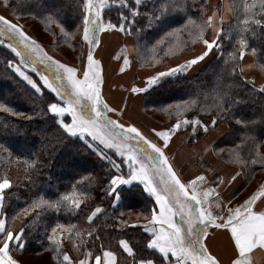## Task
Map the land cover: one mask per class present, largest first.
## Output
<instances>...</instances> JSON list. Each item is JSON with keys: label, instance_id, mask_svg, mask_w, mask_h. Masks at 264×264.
<instances>
[{"label": "trees", "instance_id": "obj_1", "mask_svg": "<svg viewBox=\"0 0 264 264\" xmlns=\"http://www.w3.org/2000/svg\"><path fill=\"white\" fill-rule=\"evenodd\" d=\"M209 1L176 0L178 6L162 18V24L155 31H152L154 19L149 26L153 4L164 0H151L146 8L142 4L141 14L134 18V24H130L132 29L141 32L142 44L147 46L144 53L142 51L136 53L137 59H143L144 56L149 58V55L157 57L162 53L160 47L163 46L157 47L156 53H153L152 46L163 36L158 39L153 38L152 34L162 32L166 26H168L166 32L171 29L168 23L169 16L172 15L175 19L173 29L186 23L188 16L199 20L202 16L200 9H204ZM57 2V7H49L45 0H9L8 8L20 18H34L45 29L46 24L53 22L63 27L64 35H60L59 39L68 42L72 37L74 25L71 16L74 17L77 8L83 3L82 0ZM226 2L231 5L233 0H223V7ZM246 2L252 3L253 0ZM121 13L129 15L128 9L109 7L105 9V18L116 23ZM242 18L241 16L240 19ZM256 18L259 19L260 16ZM132 19L130 17V21ZM237 23V15L232 12L231 20L220 25L224 31L218 35L219 47L214 46L212 52L198 64L200 68L195 74L170 77L149 89L143 94L142 109L151 119L166 126L175 123L178 118L175 114L169 115V112H175V107L168 111L164 110L169 104L175 106L181 101H194L195 105L189 107L187 111H182L179 118L199 117L209 125L207 130L209 133L225 126V135L215 144L216 154L220 159L239 167L250 179L264 170V166L251 163L253 159L263 157L261 149L264 144V91L245 77L242 70L243 58L231 60L230 55L235 52L239 57V39L242 35L247 41L245 54L253 55L257 67L264 65V24L253 25L251 29L242 33L236 27ZM194 32L195 29L191 26L182 29L179 39L186 44L187 49L164 61L188 54L202 44L200 40L192 42ZM127 35L133 38L132 34ZM0 40L4 41L0 44V103L8 104L16 111L26 114L12 116L11 113L0 110V144L4 146L0 148V179L6 177L12 181V187L5 190L4 210L11 227L25 229L23 249L13 243L10 245L12 254L17 252L20 257L47 255L52 262L57 263L46 235L50 226L59 222L77 225L82 232L80 238L75 236L69 238L67 233L66 241L62 238L63 250L69 254L73 251L84 253L91 249L93 255H98L102 253L100 245L103 244L104 248L116 251L117 255L121 256L118 240L122 238L129 241L138 253V258L152 256L151 250L147 249V235L140 227L133 225L141 217L140 213L145 215L148 208L154 206L152 204L154 198L143 190L142 184L135 183L119 190L121 202L117 207H113L115 199L106 193V189L111 176L117 173L110 160L94 152L86 144V140L70 137L63 131L58 124V118L47 110L48 102L52 101L54 94L45 90L40 95L21 79L13 67L17 56L7 46L12 43L16 47V42L8 35H0ZM19 48L23 50L22 45ZM225 93L235 103L226 105L228 114L217 117L216 125L212 126L209 119ZM202 136L203 130H198L195 135L189 134L188 140L193 143L204 137ZM98 148L105 150L108 156L113 152L112 149H106L101 145ZM237 160L243 161V165L236 163ZM73 191L82 201L79 209L72 210L63 206L58 212L53 209L41 212L37 209L36 212L19 215L12 220L14 214L34 201L41 198L61 199L64 193ZM96 207H100L101 212L91 222L87 221V215ZM121 219L127 220L128 225L118 228L116 225ZM88 232H92L93 235L89 237ZM70 242L78 246L81 242L83 247L77 251V247L68 246ZM82 257L83 255L77 260ZM73 259L76 260L75 257Z\"/></svg>", "mask_w": 264, "mask_h": 264}, {"label": "snow or ice", "instance_id": "obj_2", "mask_svg": "<svg viewBox=\"0 0 264 264\" xmlns=\"http://www.w3.org/2000/svg\"><path fill=\"white\" fill-rule=\"evenodd\" d=\"M4 3L9 6V0H4ZM147 3L148 0H145L143 5L145 8ZM120 4L128 8L129 15L121 13L119 20L113 23L110 19L105 18V9L111 6L110 0H83L82 38L88 46V52L86 66L82 67L72 66L49 55L48 51L29 35L23 26L0 14V35H8L11 40L16 42V47L12 43L7 46L20 57L21 61V63L13 62L14 71L36 93H41L43 88L25 69L31 67L36 72L38 71L36 65H43L46 71L40 73L39 79L43 82L44 88L54 94L52 101L48 102L47 110L59 118L58 124L63 131L70 137L88 140L93 147L98 148L99 145H103L106 149H114L115 153L122 158L119 164H113V167L118 171L126 163L128 172L126 175L111 176L106 189L107 194H111L114 199L119 200L121 185L140 182L143 190L154 198L152 204L155 206L148 208L147 215L140 213V216L146 221L140 226L150 234V238L147 240V249L155 250V253L152 254V258H137L138 253L129 241L121 239L119 244L131 258V264H222V259L209 251V247L205 243L211 229L227 230L230 234L229 240L233 255L229 264H252L251 253L253 250L264 249V184L254 190L239 205L226 206L232 204L238 191L234 190L226 197L223 193L233 185L237 177L241 175L240 172H236L230 178H226L218 172H212L211 176L200 173L185 180L166 154L169 142L179 130L191 126L193 135L197 133V126L205 132L208 130L209 125L199 117L179 118L181 112L187 111L189 107L195 105V102L181 101L175 106L169 104L164 110L168 111L175 107V112H169V115L175 114L178 118L174 124L167 128L159 130L152 128L150 133L156 138L153 139L150 138V134H146L136 124L121 122L126 105L123 108L119 105L113 107L104 99L102 64L95 57L96 49L101 44V33L119 31L131 34L133 29L130 24H134V18L141 14L142 0H134L135 6L128 5V0H120ZM177 6L176 0L154 3L149 26H151L152 19H162ZM229 10L237 15L236 27L242 33L251 29L253 25L264 24V0H253L252 3H248L246 0H240V2L233 0ZM214 15L208 16L207 19L201 17L199 20L188 16L186 23L165 33L167 39L161 38L152 46L153 53H156L157 47L163 46L160 47V52L166 56L175 55L177 51H182L186 46L179 39V33L182 29L191 26L195 29L192 42L202 40L206 46L201 54L147 76L144 86H132L129 88V92L137 95L146 93L149 89L158 86L163 78L187 71L191 66L203 60L214 46L219 47L218 35L217 39L204 38L205 31L212 26ZM258 15L259 19L256 18ZM241 16L242 19H240ZM130 17L133 18L131 21ZM223 21L224 16L221 15V24ZM229 28L231 29L232 26L230 25ZM216 31L219 34L224 29L220 28ZM3 43L4 41L0 40V44ZM21 45L23 46L22 51L19 48ZM239 45V57L233 52L230 55L231 60L242 59L245 54L247 41L242 35ZM124 64L130 65V60L127 57L124 58ZM121 71L124 69L122 68ZM261 90L264 91V85L261 86ZM234 103L235 101L229 99L225 93L210 117L209 123L215 126L217 117L228 114L226 105ZM0 110L11 113L12 116L26 115L5 103H0ZM113 115H116L117 118L114 119ZM69 117L70 122H68ZM26 118L31 119V117ZM3 147L0 144V148ZM99 151L102 156H105L103 149H99ZM105 158L107 157L105 156ZM235 162L241 165L244 163L240 160ZM251 163L264 166V157L253 159ZM204 185L209 186L204 187ZM11 187L10 179L6 177L0 179V264H20L10 254V245L15 243L21 249L24 247L25 229L22 227L14 231L4 210L5 190ZM77 195L73 191L64 193L62 198L57 200L41 198L14 214L12 220L14 221L19 215L36 212L37 209L41 212L48 209L58 212L62 206L72 210L79 209L82 201L77 198ZM100 212L101 208L96 207L86 217L87 221L91 222ZM127 225L128 221L121 219L116 227ZM65 233L69 238L73 236L80 238L82 235L77 225L59 222L51 225L46 235L57 264H90L93 259L91 249L86 252L83 259L78 260H74L67 251L63 250L62 238ZM87 235L91 237L93 233L88 232ZM81 247L83 245L77 246V251ZM100 247L102 253L94 256V264H117V252L104 248L103 244Z\"/></svg>", "mask_w": 264, "mask_h": 264}, {"label": "crops", "instance_id": "obj_3", "mask_svg": "<svg viewBox=\"0 0 264 264\" xmlns=\"http://www.w3.org/2000/svg\"><path fill=\"white\" fill-rule=\"evenodd\" d=\"M229 6L230 4L226 2L223 7V23H227L231 20L232 12L229 10ZM219 28L220 26L218 29ZM201 53L202 51L197 53L195 48L192 52L168 60L157 68L142 67L136 57L134 41L130 35L119 31L101 33V44L96 49L95 57L100 60L102 64L104 77V99L110 106L113 107L119 105L123 108L126 105V111L121 118V122L134 123L146 134H150V138L156 139L155 136L150 133L152 128H157L158 130L164 129L174 123L163 126L151 119L150 116L142 109L144 93L138 95L132 94L129 92V88L137 85L144 86L147 76L153 75L157 71H162L168 67L180 64L183 61ZM125 57L130 60V65L124 64ZM86 58L87 55L85 56L83 66H86ZM201 62L202 60L198 64ZM198 64L191 66L187 71H185V74H195V72L200 68L198 67ZM122 68L124 71H121ZM242 70L248 80L254 82L260 88L264 85V74H259L253 55L245 54L243 56ZM113 118L115 119L117 116L113 115ZM68 122H70V117L68 118ZM225 133L226 127L222 126L203 138L191 143L188 140L189 133L186 130H179L169 142L166 154L170 157V160L174 162V167L177 168L182 175V178L185 180L200 173L211 176L212 172H218L220 175L230 178L232 175H235L236 172H240L241 175L237 177V180L233 183V185L228 189V191L223 193L226 197L232 191H238V194L232 200V204L226 205L235 206L242 203L251 193L254 192V190L264 184V170L257 173V176L259 175L260 178H256L255 175L253 178L248 179L239 167L220 159L216 154L215 144L225 135ZM81 139L85 140L84 138ZM136 183L141 184L140 182ZM207 186L209 185H204V187ZM257 203L259 204V201ZM144 223H146V221L141 216L139 220L134 223V225L135 227H140L143 230L140 225H143ZM143 232L149 239L150 234L146 233L144 230ZM229 236L230 234L227 230L211 229L205 240V243L209 247V251L217 255L218 258L222 259V264H229L233 255V249ZM120 249L122 255H117V264H126V262L127 264H131V258H129L127 253L123 251L121 245ZM151 252L153 254L155 253V250H151ZM85 254L81 259L84 258ZM98 255H101V253ZM94 256L95 255H93V259L90 261V264H94ZM13 258L16 259L14 256ZM149 258H152V256ZM251 262L252 264H264V249L257 248L253 250L251 253Z\"/></svg>", "mask_w": 264, "mask_h": 264}, {"label": "rangeland", "instance_id": "obj_4", "mask_svg": "<svg viewBox=\"0 0 264 264\" xmlns=\"http://www.w3.org/2000/svg\"><path fill=\"white\" fill-rule=\"evenodd\" d=\"M149 1H151V0H148V2ZM144 2H145V0H142V4H144ZM45 3L49 4V7H52V6H56L57 7L58 6L57 0H45ZM82 3H83V0H82ZM110 3H111V6L110 7H119V8L128 9L126 6H121L120 0H110ZM133 3H134V0H128V5H130V4L133 5ZM82 6H83V4H81V6L79 8H77V11L74 13V17L71 16L72 19L74 20V25H73L72 37H70V41H68V42H65L62 39H59V36L60 35H64V33L62 31V27H59L58 25H56L53 22V23H48V24L45 25V27L47 29L46 30L44 27H42V25H40L38 22H36V20L34 18H30V19L20 18L19 16H17L15 14L14 11L10 10L8 8V6L5 5L4 0H0V14L6 16L9 19H13L14 22H16V23L20 24L21 26H23V28L25 29V31L29 35H31L39 44H41L46 51H48L49 55L54 56L56 59H60L64 63H69L72 66L82 67L84 65V61H83L84 60V57L87 55V52H88L87 44L83 41V38H82V31H83V24L81 22V16H82V11L81 10H82ZM222 10H223V0H210L207 3V5H205V8L204 9H202V10L200 9V12L202 14L201 17H203L204 19H207L208 16H211V15L215 14L213 16L212 26L209 27V28H207V30L204 33V38H207L209 40L217 39V35H219L220 32H219V34H217V31H216V28H215V23H217V22H215V18L216 17L219 18V22H220V17H221V15H223ZM61 15L62 14H58V16H61ZM174 20L175 19H174V17L172 15L169 16L168 23H169V27H171V29H173L172 27L174 25ZM154 24L155 25H154L152 31H155V30L158 29V27L162 24V19H159V20L154 19ZM219 26H220V24H219ZM167 27L168 26H166L165 29L162 32H160V33L152 34V37L153 38H156L157 37L159 39L161 36H163V38H165V33L169 32L171 30L170 29L169 31L166 32ZM131 34L133 35V38H134V42H135L134 43V46H135L136 53H139L140 51H142L144 53V51H145V49H146L147 46H145V45L142 44V38H141V35H140L141 32L139 33L137 31V29L136 30L133 29V31H132ZM200 41L202 42V40H200ZM213 48L211 49V51L209 53L212 52ZM186 49L187 48L185 47V48H183L182 51H177L175 53V55H179V54L183 53ZM205 49H206V46L203 44V42H202V44H199L198 47H196L197 53H200L201 51L203 52ZM15 55H16V53H15ZM171 56L172 55L166 56L163 53H159V55H157V57H152L151 55H149V58H148V57H145L144 56L143 59L139 58V61H140V64H141L142 67H152V68L155 67L156 68V66L159 67V66L162 65V63H161L162 61L166 60V58H169ZM157 61H159V62H157ZM24 62L26 63L27 61H24ZM16 63H21L19 56H17ZM36 67L38 68V71H36V72H34L31 67L26 68L25 71L30 76H32L33 79H35L38 84L41 85V87L43 88V91L41 93H38V94L42 95L44 93V91L47 90V89L44 88L43 82L39 79V75H40L41 72H45L46 69H45V67L43 65H39V64H37ZM256 68L258 70H260L259 71L260 73H263L264 74V67H261V66L260 67H257L256 66ZM49 75H51V73H49ZM178 75H185V72L177 73L176 75H173V76H170V77L173 78V77L178 76ZM170 77H165V78H163L162 81H164L165 79L170 78ZM21 79H23V78H21ZM47 91H50V90H47ZM181 130H186L190 135H193L191 133V126H189L188 128H185V129H181ZM198 130L199 131H202V129L199 126H197V131ZM206 133H209V132L203 131V136H206ZM86 142H87L86 144L94 152H97L101 157H104L105 158V156H106L107 157L106 159L107 160H110L112 166H113L114 163L115 164H119L120 163V160L122 158H120L118 156V154L115 153V150L114 149H112L113 152L112 153L110 152L111 154H109V155H111L113 157L108 156L107 154H105V156H102L100 154L99 148L93 147L90 144L89 141H86ZM97 144H98V142H97ZM101 146L104 147L103 145H101ZM261 155H263V157H264V144H263L262 149H261ZM111 158H114V159H111ZM114 170H115V172L117 174H121V175H123L124 170H125L124 175H126V173L128 172L126 163L121 166V168L119 169V171L117 169H115V168H114ZM256 178H260V176L259 175L258 176L256 175ZM135 183L136 182H133L131 184H123V185L120 186L119 190L121 188H123L124 186H131V185H133ZM120 198H119V200H116L115 199V202L113 204V207H117L120 204V202H121L120 201L121 200ZM90 214L91 213H89L88 215H90ZM96 216L93 219H95ZM11 228L14 231L18 230V228L15 227V226H12ZM63 239L66 241V237L65 236L63 237ZM121 239H119L118 242ZM118 242L116 243V246H117ZM80 245H81V242H80ZM68 246H71L72 248H74V247H77L78 245H74L73 243L70 242V244L68 243ZM86 252L87 251H85L84 253H79V252L76 253L75 251H73L69 255L72 258L75 257L76 260H77L78 257H81ZM11 254H12V252H11ZM12 255L20 262V264H47V263H49V264H57V263L52 262L51 259H50V257L47 256V255L46 256H43V257L42 256L20 257L17 254V252H14Z\"/></svg>", "mask_w": 264, "mask_h": 264}, {"label": "bare ground", "instance_id": "obj_5", "mask_svg": "<svg viewBox=\"0 0 264 264\" xmlns=\"http://www.w3.org/2000/svg\"><path fill=\"white\" fill-rule=\"evenodd\" d=\"M215 22H217V23H215V28H216V30H217V28L219 27V24L221 25V23L219 22V18H215ZM217 26V27H216Z\"/></svg>", "mask_w": 264, "mask_h": 264}]
</instances>
